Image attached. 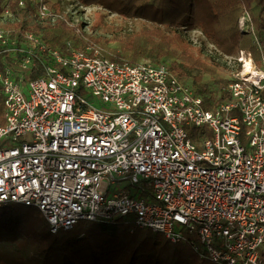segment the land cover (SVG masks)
<instances>
[{
  "label": "built area",
  "instance_id": "1",
  "mask_svg": "<svg viewBox=\"0 0 264 264\" xmlns=\"http://www.w3.org/2000/svg\"><path fill=\"white\" fill-rule=\"evenodd\" d=\"M12 1L24 9L26 0L0 10V208L34 207L53 233L130 217L214 264H264V46L255 33L260 64L248 48L224 55L233 67L225 95L208 103L165 63L48 44L15 26ZM27 12L57 19L47 0H29Z\"/></svg>",
  "mask_w": 264,
  "mask_h": 264
},
{
  "label": "trees",
  "instance_id": "2",
  "mask_svg": "<svg viewBox=\"0 0 264 264\" xmlns=\"http://www.w3.org/2000/svg\"><path fill=\"white\" fill-rule=\"evenodd\" d=\"M47 1L49 4L52 2ZM80 1L85 5H99L121 16L143 19L156 25L175 28L198 27L206 38L222 51L232 53L239 48H248L252 51L255 62L260 64L259 44L240 31L238 16L241 6L247 9L253 3L259 6L260 12L257 14L250 12L249 16L251 26L256 31L255 37L261 46H264V0ZM2 2L3 0H0V10ZM10 7L19 17L15 26L42 33L43 39L53 46L70 41L75 48H85L74 29L67 26L62 19L57 18L54 23L28 24L25 13L29 9V0H26L24 9L14 1L10 2ZM160 33L155 32L157 35ZM63 38L65 40L61 41ZM165 40L170 41V38L163 36L154 40L144 37L142 42H129L122 45L119 51H113V54L107 56L129 63H136L139 57L145 56L149 57L151 62L160 64L167 55L168 44ZM189 64L206 72L212 70L206 61L198 58H193ZM169 67L179 76H186L185 67H182L181 63L170 62ZM208 88L205 85L195 86L196 91L203 95L208 103L210 101L214 103L225 95V92L220 90L216 97ZM261 95L264 98V86ZM2 109L0 93V123L4 121ZM35 209L10 203L0 208V241L16 242L24 239L35 245L34 252L25 258L23 264H214L206 258L199 257L189 241L172 243L158 232L135 226L130 217L80 221L71 229H60L53 233L43 215ZM141 230L146 231L142 239L146 251L138 253L137 243Z\"/></svg>",
  "mask_w": 264,
  "mask_h": 264
},
{
  "label": "rangeland",
  "instance_id": "3",
  "mask_svg": "<svg viewBox=\"0 0 264 264\" xmlns=\"http://www.w3.org/2000/svg\"><path fill=\"white\" fill-rule=\"evenodd\" d=\"M50 5L57 15L56 17L62 19L67 26L74 29L79 41L85 47L98 48L105 55L113 54V51H119L122 45L129 44V42H142L144 37L156 40L168 36L170 41L165 40V43L168 44L166 48L167 55L163 58L162 63L167 65L174 61L181 63L182 67H185L186 76L195 80L194 83L196 84L194 86L205 85L212 90L216 97L220 94V86L226 83L230 70L233 68L226 63L224 55H234L240 49L232 53L222 51L206 38L198 27L186 28L182 26L175 28L156 25L143 19L121 16L99 5H85L80 0H52ZM250 12L259 13V6L253 3L248 9L240 7L238 28L246 33V37L252 38L254 41L253 34L256 31L254 30L252 33L249 27L251 26ZM25 19L30 25L37 23L29 12L25 13ZM156 31H160V35L155 34ZM63 40L65 39H61V41ZM129 57L131 58V55ZM193 58L206 61L212 69L211 72L191 66L189 63ZM144 60L152 61L145 56L139 57L137 61ZM125 188L128 189V186ZM16 208L21 207L16 206ZM36 211L38 212V210ZM145 235V230L139 231L138 253L146 251L142 244ZM34 247L33 243L24 239L16 242L1 240L0 264H16L17 261L23 264L25 258L31 256L34 252Z\"/></svg>",
  "mask_w": 264,
  "mask_h": 264
}]
</instances>
